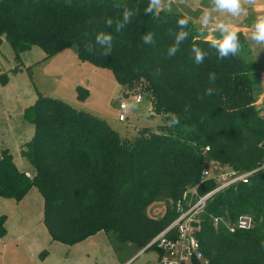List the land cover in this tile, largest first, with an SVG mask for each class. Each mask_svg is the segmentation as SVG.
Wrapping results in <instances>:
<instances>
[{
  "label": "trees",
  "instance_id": "obj_1",
  "mask_svg": "<svg viewBox=\"0 0 264 264\" xmlns=\"http://www.w3.org/2000/svg\"><path fill=\"white\" fill-rule=\"evenodd\" d=\"M148 3L0 0V42L4 38L16 58L32 47L48 57L75 45L81 61L110 69L121 94L147 97L150 115L162 120L156 129L143 127L127 139L104 119L36 90L35 100L23 112L34 132L20 148L33 176L20 170L3 149L0 197L20 201L36 187L43 201L42 222L52 241L73 245L104 231L134 243L138 250L155 249L147 244L176 217L174 201L187 187L195 186L202 195L216 186L211 178L201 180L203 169L216 163L246 172L264 160V107L256 103L262 87L256 63L245 57L250 46L244 35L239 32L242 52L220 60L191 21L189 38L170 59L167 49L185 14L145 15ZM124 7L137 14L116 33L105 20L118 18ZM101 31L114 36L109 56H103L99 46L94 54L85 50ZM148 32L155 34L154 45L143 44ZM194 43L208 53L200 65L191 53ZM21 66L18 62L15 70ZM157 68L158 77L153 75ZM25 70L31 76V66ZM210 72L217 75V91L205 96ZM7 80L6 73L0 74L2 85ZM169 112L181 117L179 126H169ZM154 202L165 205L159 218L147 213ZM242 213L251 215V228L230 232L213 224V217L234 220ZM5 221L6 215L0 214V237L6 233ZM198 239L207 264H264V168L247 182L212 194Z\"/></svg>",
  "mask_w": 264,
  "mask_h": 264
},
{
  "label": "rangeland",
  "instance_id": "obj_2",
  "mask_svg": "<svg viewBox=\"0 0 264 264\" xmlns=\"http://www.w3.org/2000/svg\"><path fill=\"white\" fill-rule=\"evenodd\" d=\"M253 50H259V48ZM0 51L2 53H0V60L4 71L8 70L12 73L18 62L30 64L31 76L29 79L34 90L60 98L74 108L104 119L112 129L124 138L132 139L143 127L156 129L158 125L162 124L160 116L150 115V103L147 97L142 96L140 102H135V94H121L120 86L112 71L108 68L92 67L91 63L81 61L77 56L75 45L66 47L48 57L42 55L43 51L40 48L35 47L24 54L21 53L19 58H16L9 43L3 39L0 44ZM7 52H9L8 59L4 56L7 55ZM250 53L245 57L256 62L253 57L254 52H251V49ZM9 95L7 97H10ZM120 102L126 103L128 106V109L124 111L125 120L123 121L118 119L121 113L118 107ZM22 109L19 108L15 98H11V100L8 98L5 108L4 104H0V122L3 123L5 138L14 161L22 171L29 172L30 177H32L33 169L27 159L21 155L20 145L28 136L29 138L32 137L34 128L23 117ZM16 111H19L17 117L15 116ZM9 116L13 122L12 127L5 122ZM37 203L42 208V198ZM164 211L165 205L161 202H154L147 209L148 215L154 218L162 216ZM99 232L96 235L94 246L100 255L110 252L123 257L130 255L137 248L130 241L117 240L112 233ZM142 253L143 255H141ZM139 255L141 256L133 264L142 262L158 264L155 249L146 251L143 249L135 258Z\"/></svg>",
  "mask_w": 264,
  "mask_h": 264
},
{
  "label": "crops",
  "instance_id": "obj_3",
  "mask_svg": "<svg viewBox=\"0 0 264 264\" xmlns=\"http://www.w3.org/2000/svg\"><path fill=\"white\" fill-rule=\"evenodd\" d=\"M208 5L209 0H172V12H180L192 17L191 21L195 24L197 30L201 35L207 38L211 33H208L206 30H201L199 17ZM258 15H264V8H250L246 16L235 19L232 22L246 38L251 25L255 22ZM221 18L223 19L224 17L221 16ZM3 39L4 38H2V40ZM248 43L249 46H251L249 41ZM34 48L35 47H32L31 49ZM250 49L251 52H254L253 57L258 67L257 69L262 87V93L259 95L256 103L264 107V49L259 48V50L255 51L252 46ZM27 51H24L22 54ZM43 54L42 52V55ZM4 56L8 59L9 52ZM29 65L30 64L27 65L26 63H22L21 67L10 73L8 70L4 71L0 60V74L6 73L8 78L6 84L2 85L0 83V104H4V108L8 98H10V100L11 98H15L17 104H19V108H23V114L24 109L35 100L36 90L32 88L31 80L29 79L30 76L25 70V67ZM90 65H92V67L94 66L93 64ZM8 95L10 97H7ZM18 113L19 111L15 112L16 117ZM10 118V116L7 117L5 122L8 126L12 127L13 122ZM5 137L4 126L3 123L0 122V143L4 150L7 149L10 152ZM29 139L28 136L22 145H20V148ZM14 162L20 169L16 161ZM41 198L40 192L34 187H31L20 201H16L13 198L0 197V214L6 215V233L3 237H0V264H133L137 258L143 255L142 253L135 258V256L143 250H138L137 248L130 255L123 257L110 252L100 255L96 252L94 246L96 235L100 232L73 245L52 241L42 222V208L39 207L37 203ZM43 250H46V255L41 256L40 253ZM140 264L148 263L142 262Z\"/></svg>",
  "mask_w": 264,
  "mask_h": 264
},
{
  "label": "clouds",
  "instance_id": "obj_4",
  "mask_svg": "<svg viewBox=\"0 0 264 264\" xmlns=\"http://www.w3.org/2000/svg\"><path fill=\"white\" fill-rule=\"evenodd\" d=\"M69 7L71 4L69 2ZM119 7V5H117ZM250 8H264V0H209L208 7L199 17L201 30L211 33L207 39L210 47L215 49L218 59L224 60L229 57H235L243 50L244 45L241 43L239 28L232 22L242 16H246ZM172 13V0H149L147 7L144 9L145 15H154L159 18L161 12ZM136 11L127 7L123 8L118 18H107L105 24L107 28L114 29L116 33H121L132 18L136 15ZM221 16L224 18L222 19ZM192 17L185 15L177 21L178 31L174 33V42L167 49V57L173 58L181 51V44L190 36V32L186 30L190 24ZM246 40L251 43L253 49H264V15H258L255 22L251 25ZM142 41L144 45H154L155 34L148 32L143 35ZM114 44V36L111 32L101 31L95 36V43L86 45V51L94 54L96 46L101 49L103 56H109L112 53ZM194 62L200 65L204 62L207 52L202 50L195 43L191 47ZM158 77L161 75V69L157 68L153 73ZM217 75L214 72L208 74L209 86L205 89V96H212L216 93L215 82ZM203 99V97H200ZM190 105H186L184 111L187 112ZM169 117L168 124L170 127L179 126L181 117L174 112L167 113Z\"/></svg>",
  "mask_w": 264,
  "mask_h": 264
},
{
  "label": "built area",
  "instance_id": "obj_5",
  "mask_svg": "<svg viewBox=\"0 0 264 264\" xmlns=\"http://www.w3.org/2000/svg\"><path fill=\"white\" fill-rule=\"evenodd\" d=\"M141 95H135V102H140ZM121 113L118 116L120 121L125 120L124 111L128 109L126 103L120 102ZM208 150V147L205 148ZM3 157V148L0 143V159ZM264 168V160L253 170L238 172L229 167H222L216 163H211L203 169L201 180L208 178L216 182V186L205 194H198L195 186L187 187L182 197L174 201L176 217L148 244L153 246L157 252L158 264H207V260L201 249L198 239V232L202 225V214L207 200L219 190H223L229 185L238 182H247L248 177ZM29 176L28 173H25ZM213 224H222L228 231L233 232L237 229H249L253 225L250 214L242 213L236 219L229 220L223 216L212 218Z\"/></svg>",
  "mask_w": 264,
  "mask_h": 264
}]
</instances>
